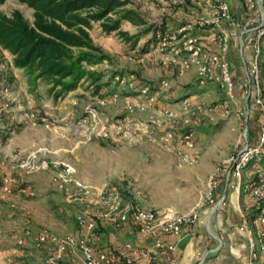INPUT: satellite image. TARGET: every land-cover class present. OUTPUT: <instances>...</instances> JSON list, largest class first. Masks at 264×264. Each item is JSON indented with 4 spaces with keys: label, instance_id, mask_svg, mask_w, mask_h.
<instances>
[{
    "label": "rangeland",
    "instance_id": "374dc122",
    "mask_svg": "<svg viewBox=\"0 0 264 264\" xmlns=\"http://www.w3.org/2000/svg\"><path fill=\"white\" fill-rule=\"evenodd\" d=\"M128 1L127 7L139 12L148 24L169 17V11L161 0ZM15 9L32 21V9L18 0H5L0 6V11L7 15ZM121 28L137 37L134 45L116 32L105 33L99 23H94L89 31L93 42L112 59L110 62L103 61L87 67L103 73L99 81L102 87L96 89L95 84L82 79L76 89L60 96H54L49 91V85L43 82L29 84L25 73L13 67L11 55L0 49V131L5 127L9 129L5 139L0 136V161H3L6 173L20 176L19 172L9 171L8 167L14 163H8V158L17 153L18 145L23 142L25 147L31 148L30 151L49 150V160L71 164L85 185H115L125 200L144 208H166L184 214L197 211L200 214L207 207L205 195L209 191L210 177H215L219 182L224 173L225 161L240 147L238 143L245 129V117L249 138L257 134L259 121L252 96L246 102L242 87L239 89V79L235 75L233 80L236 98L234 102L227 101L224 106L226 95L219 85L199 79L194 68L181 72L171 57L166 58V52L155 50L154 44L150 45L146 53L142 52L143 46L152 36L145 32V26H135L124 21ZM262 43L259 66L264 72V40ZM231 49L233 52L229 53V57L236 55L240 60L237 47ZM248 56L250 57L249 54ZM233 64L236 70L240 66L238 61ZM149 81L159 83L158 91L150 93L155 97V104L139 111V114L146 115V122L156 133L154 137L134 139L127 144L118 142L111 135L112 130L108 132V128L105 130L107 136H102L104 133L95 130L91 114L97 115L101 120L108 118L110 122L122 123L126 119H134V116H129L126 100L132 99L135 88ZM190 94L196 95L194 99L190 97L194 106L191 115L196 118L195 122L191 126L184 124L178 116L173 120L168 119L172 124L163 125L165 131L176 132L175 137L193 132L194 148L190 152V158L195 163L192 164L182 161L184 150L178 148L175 141L165 143L156 130L161 128L158 127V122L160 120L162 124L166 103H179ZM246 105L250 109L248 116L245 115L248 109ZM197 106L201 108L198 110ZM173 108H176L175 105ZM181 111L184 110L179 109V114ZM183 117L182 115L181 119ZM238 118L240 128H237L238 121L235 122ZM4 123H7L6 126ZM182 123L185 126L182 127ZM249 170L250 168L241 170L243 183ZM53 172L54 169H50L23 176L24 183L27 186L33 185L36 194L19 201L18 206H23V210L16 203H10L11 206L7 208L9 214H2L1 249H10L14 243V235L24 227L34 231L49 230L58 235L77 232L75 216L83 205L78 201L67 202L65 195L56 189L54 183L55 188L53 187ZM3 175L6 174H1L0 171V178ZM33 175L43 176L45 185L40 188L42 192L35 188L34 181L30 179ZM232 183L231 180L230 184ZM223 187L221 184L218 188V195L223 193ZM18 190L15 188L14 194ZM225 190V203H228L233 198V192L229 187ZM46 196H49V201ZM244 198L242 195L241 203H244ZM25 213L28 214L24 215ZM100 232L104 234V241H107L110 234H117L120 241H136L135 237H122L112 229H100ZM38 257L42 258V255ZM24 260L28 264L42 263L40 259L31 257H25Z\"/></svg>",
    "mask_w": 264,
    "mask_h": 264
},
{
    "label": "built area",
    "instance_id": "2783aa9c",
    "mask_svg": "<svg viewBox=\"0 0 264 264\" xmlns=\"http://www.w3.org/2000/svg\"><path fill=\"white\" fill-rule=\"evenodd\" d=\"M161 1L169 17L166 31L157 35L155 50L166 52V58L171 57L181 72L194 68L199 79L219 85L226 95L224 106L236 98L232 75L235 66L228 57L231 48L237 47L240 61L245 64L242 92L246 98L252 96L259 128L257 134L249 138L248 127H245L239 149L223 165L227 167L224 180L225 189L229 187L236 197L244 195L251 204L249 214H241L240 223L233 226L247 237L248 257L244 264H264V72L259 66L264 40V0ZM138 90L139 96L126 100L129 114L155 104V97L147 87L141 86ZM175 107L165 108L164 116L173 120L178 117L179 109L190 111L194 106L186 97ZM248 112L247 109L246 116ZM91 118L96 131L107 136L108 128L118 142L156 135L149 123L135 118L122 123L110 122L108 118L101 120L95 114H91ZM158 133L165 143L175 141V145L184 150L181 157L184 163H195L190 158L194 148L192 132L177 138L174 131ZM50 155L47 149L30 152L19 165L20 176L6 174L0 178V192L12 195L14 189L24 183V175L54 169L52 181L56 189L65 195L67 202L78 201L83 205L75 216L77 232L58 235L49 230L34 231L24 227L15 236L8 254L0 249V264H28L22 252L26 245L42 253L41 264H178L176 241L201 222L197 211L184 214L170 209L144 208L125 200L115 185H85L74 177L76 169L72 165L49 160ZM2 166L0 161V170ZM249 168L243 183L241 170ZM218 188L217 179L210 177L209 191L205 195L210 214L225 204L226 195L224 192L218 195ZM100 229L116 232L129 229L136 242L120 241L117 234H110L104 241Z\"/></svg>",
    "mask_w": 264,
    "mask_h": 264
},
{
    "label": "trees",
    "instance_id": "16d2710c",
    "mask_svg": "<svg viewBox=\"0 0 264 264\" xmlns=\"http://www.w3.org/2000/svg\"><path fill=\"white\" fill-rule=\"evenodd\" d=\"M5 0H0V6ZM32 9V21L15 9L10 15L0 11V49L11 55L12 65L22 70L29 84L43 82L49 85L54 96L76 89L82 79L102 87L99 81L103 73L90 70L103 61H112L102 48L93 42L90 29L99 23L105 33L116 32L133 45L137 37L121 28L123 22L145 26L151 33L149 42L143 46L146 53L155 44L157 35L167 29V18L149 23L135 9L128 8V0H18ZM115 15V17H113ZM116 74V73H115ZM143 86L149 93L158 91L159 83L149 81ZM139 90H134L138 93ZM133 93V94H134ZM7 123H4L6 126ZM9 129L0 131L5 139ZM224 173L227 167H223ZM224 173L219 187L224 186ZM25 183L20 184L17 189ZM15 191V189H14ZM13 191V193H14Z\"/></svg>",
    "mask_w": 264,
    "mask_h": 264
},
{
    "label": "crops",
    "instance_id": "0c3cea01",
    "mask_svg": "<svg viewBox=\"0 0 264 264\" xmlns=\"http://www.w3.org/2000/svg\"><path fill=\"white\" fill-rule=\"evenodd\" d=\"M230 52H233L232 49H230L229 53ZM229 53H228V57H229ZM230 59L233 62L238 61L240 65L237 70L234 67L232 75L233 76L236 75V77H238L239 82H240L239 89H241L242 79L246 75L245 64H243L239 59H237L236 55L232 56ZM211 84H215V83L211 82ZM135 89L137 90V88ZM133 96L137 97L139 96V94L134 93ZM195 96L196 95L190 94L188 98L193 97L194 99ZM245 99H246V102H248L249 97L248 98L245 97ZM176 104L177 103H174V104L166 103L165 108L174 109L173 107ZM249 110L250 109L248 108V111ZM191 114H193V110L181 111L180 114L178 112V116H179L178 119L183 120L184 124H189L191 126V124L194 123L195 122L194 120L196 119ZM182 115L184 116L183 119H181ZM130 116H134L137 121L146 122V119H145L146 115L139 114V111H132ZM246 119L247 118L245 117V121H244L245 127H248V122ZM180 120L178 122H181ZM161 121H162V124L160 123V120L158 122V125H159L158 127H161V128H156L158 132L165 131L164 130L165 125H168L169 123H171L168 121V118L165 116L163 117V119H161ZM236 121H238L237 128H240L241 123H239V118L235 119V122ZM184 124L182 125V127L185 126ZM135 139H139V138L137 137ZM131 141H134V139L125 140L122 142H127L128 144ZM32 142L33 141H31V143ZM24 144L25 143L23 142L20 143V145H18L19 149L17 153L8 158V163H14L10 167H8V163L6 164L7 167L10 169L9 170L10 172L14 171V172H19L22 174V171L20 170L19 165L21 161L30 152H32L30 151L31 148L25 147L26 144L25 145ZM20 158H23V159L21 160ZM1 162L3 163V161ZM0 171H1V174L3 173L9 174V173H6L3 166ZM54 174H55V170L52 174V177L54 176ZM75 175L78 180L84 183L81 179H79L77 175V170H76ZM52 177H51V184L54 187V184L52 182ZM30 179L34 181L35 188H37L39 192H42V189L40 188H42V186L45 185L43 176L33 175L30 177ZM35 190L36 189L33 188V185L27 186V184L25 183V185L21 188V190H18L15 194L13 193L14 196L4 195L0 192V218L2 214L3 215L7 213L9 214V211L7 210V208L11 206L10 203H16L17 207L23 210L24 209L23 206H20V205L18 206V203H20L19 201L21 199L34 197L36 194ZM224 190H225V184L223 187V192ZM45 198H47L48 201L50 200L48 199L49 196H46ZM241 198L242 196L236 197V195L233 193V198L231 199V201L220 206L214 213L210 214L208 207L204 208L201 211L200 213L201 222L195 227H193L192 229L187 230L186 233H184V235L178 241H176L177 242L176 257H177L178 264H244L246 262L247 257H248L247 237L244 233L238 231L235 227H233L240 223L241 214H249L250 212L251 204L248 202L246 198H244L245 200L244 203H241ZM15 199L17 200L15 201ZM26 214L28 213H25L24 215ZM20 231L16 235H18ZM117 233H119V235L121 236L128 235V237H132V238L134 237L133 236L134 234L129 229H123ZM16 235H14L13 239L15 238ZM2 238L3 237H1V239ZM170 240L173 241V239H170ZM10 249H7V250L1 249V250L5 251V253L8 254ZM22 252L23 254H25V257L27 256V258L31 257L33 259H41L38 256L42 255V253L40 251H37L36 249H33L31 245H26V247H24V250Z\"/></svg>",
    "mask_w": 264,
    "mask_h": 264
},
{
    "label": "water",
    "instance_id": "95a60500",
    "mask_svg": "<svg viewBox=\"0 0 264 264\" xmlns=\"http://www.w3.org/2000/svg\"><path fill=\"white\" fill-rule=\"evenodd\" d=\"M224 195H226V190H224ZM212 214V213H211Z\"/></svg>",
    "mask_w": 264,
    "mask_h": 264
}]
</instances>
